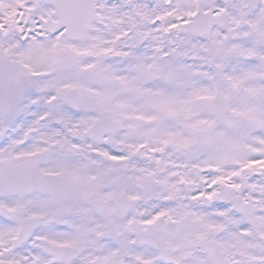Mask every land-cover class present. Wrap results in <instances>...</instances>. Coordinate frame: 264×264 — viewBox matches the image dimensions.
<instances>
[{"label":"snow or ice","instance_id":"6c2138e0","mask_svg":"<svg viewBox=\"0 0 264 264\" xmlns=\"http://www.w3.org/2000/svg\"><path fill=\"white\" fill-rule=\"evenodd\" d=\"M0 264H264V0H0Z\"/></svg>","mask_w":264,"mask_h":264}]
</instances>
